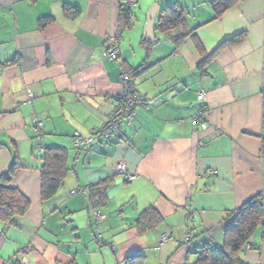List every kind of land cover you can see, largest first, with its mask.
Segmentation results:
<instances>
[{
  "label": "crops",
  "instance_id": "obj_1",
  "mask_svg": "<svg viewBox=\"0 0 264 264\" xmlns=\"http://www.w3.org/2000/svg\"><path fill=\"white\" fill-rule=\"evenodd\" d=\"M209 1L138 0L142 13L177 2L194 29L177 46L154 31L146 54V18L133 13L122 29L120 0H0V175L16 155L10 186L29 201L23 215L0 220V264H126L132 255L192 264L203 245L221 247L229 213L258 193L264 200V0H240L215 20ZM116 33L120 56L111 61ZM145 62L131 79L154 104L108 140L75 147V132L91 139L114 113L121 75ZM199 90L205 129L191 123ZM37 145L67 149L64 183L45 201ZM119 162L134 179L116 173ZM103 180L104 203L93 209L103 218L89 226L88 187ZM151 206L162 220L140 231L135 219ZM165 232L171 239L159 245ZM241 258L264 264V220Z\"/></svg>",
  "mask_w": 264,
  "mask_h": 264
},
{
  "label": "trees",
  "instance_id": "obj_2",
  "mask_svg": "<svg viewBox=\"0 0 264 264\" xmlns=\"http://www.w3.org/2000/svg\"><path fill=\"white\" fill-rule=\"evenodd\" d=\"M239 1L240 0H210L209 5L213 10L212 20L220 18L228 9ZM65 11H67V8ZM71 13L75 14L76 11H71ZM133 16L134 14L131 8H122L120 5L122 29L131 26ZM47 22H49V17L39 19L40 26L45 25ZM193 30L194 29H187L186 11L177 2H172L164 7H160L154 27L155 33L160 34L162 37L164 36L172 39L174 45L177 46L186 36H189ZM242 37L243 34H238L226 42H234ZM157 42V34H155V41L153 43L147 37L141 36L140 38V45L144 48L146 54L150 53ZM205 61V59L202 60L198 67L202 68ZM147 65L148 63L145 62L124 71L129 78H134ZM39 157L42 160L40 168V197L42 201H45L53 197L64 183L69 170L66 164L67 149L64 147H46L40 153ZM20 167V161L18 157L14 155L8 170L0 175V220L3 222L10 221L15 216L23 215L29 207L28 199L16 188L10 186V180L14 172ZM108 186L109 180H103L88 187L87 198L90 209L93 210L98 208L104 203L105 192ZM263 202L262 193H258L229 213V221L223 231V242L221 247H211L207 244L203 245L199 249L197 258L192 264H244L241 258V251L248 243L249 237L264 220ZM161 220L157 209L151 206L138 215L135 219L134 226L140 231L152 229L157 226ZM126 264H142L141 256L132 255L128 257Z\"/></svg>",
  "mask_w": 264,
  "mask_h": 264
},
{
  "label": "built area",
  "instance_id": "obj_3",
  "mask_svg": "<svg viewBox=\"0 0 264 264\" xmlns=\"http://www.w3.org/2000/svg\"><path fill=\"white\" fill-rule=\"evenodd\" d=\"M138 0H120V5L122 8H131L137 5ZM120 40V34L116 33L114 37V43L111 45L110 49L107 51V58L111 61L118 59L120 56V49L118 45V41ZM120 82L122 84V93L120 96L119 103L114 110L112 116L98 129L93 131L91 139H85L81 137L78 132H75L72 139L73 145L77 148L83 147L85 144L90 143L94 139H103L108 140L113 134L118 133L120 131V125L122 123L130 124L135 116L137 108H143L145 110H149V108L154 104V100L152 98L146 97L142 94L133 79L129 78L126 74H122L120 77ZM197 99L201 103V107L198 112L193 115L191 118V123L196 128L205 129L206 124L203 121L202 117L205 115V106L204 102L206 101V93L203 90H199L197 93ZM33 124L36 129H42V122L36 118H33ZM37 140H41V133L37 134ZM36 152L41 153L42 148L40 145L36 146ZM116 173L121 175L126 181H130L134 179L135 175L129 172L126 168V165L123 162H119L116 165ZM209 174L215 175L216 170L212 169L208 171ZM85 194V192L83 191ZM93 220L89 222V226H96V223L103 218L101 212L99 210H93L92 212ZM189 218V214L188 217ZM171 239L170 232L162 233L159 236L158 244L161 245ZM190 241L189 237L184 238V242L187 243ZM249 247V246H247Z\"/></svg>",
  "mask_w": 264,
  "mask_h": 264
},
{
  "label": "water",
  "instance_id": "obj_4",
  "mask_svg": "<svg viewBox=\"0 0 264 264\" xmlns=\"http://www.w3.org/2000/svg\"><path fill=\"white\" fill-rule=\"evenodd\" d=\"M160 6L158 3L152 5L145 15V24L143 26L142 36L147 37L153 43L155 41L154 27Z\"/></svg>",
  "mask_w": 264,
  "mask_h": 264
},
{
  "label": "rangeland",
  "instance_id": "obj_5",
  "mask_svg": "<svg viewBox=\"0 0 264 264\" xmlns=\"http://www.w3.org/2000/svg\"><path fill=\"white\" fill-rule=\"evenodd\" d=\"M151 7V6H150ZM133 13L135 14V16H138V19H140V20H143L144 18H145V15H146V12H144V13H142V12H140L139 10H138V8H137V6L136 7H133ZM132 29L133 28H131V29H126L125 31H124V33H125V37H128L129 36V33L128 32H132ZM142 32H143V29L141 30V34H142ZM123 43H124V41H123Z\"/></svg>",
  "mask_w": 264,
  "mask_h": 264
}]
</instances>
